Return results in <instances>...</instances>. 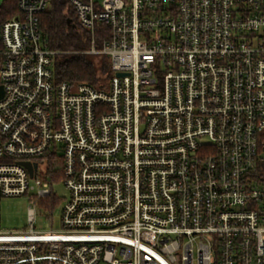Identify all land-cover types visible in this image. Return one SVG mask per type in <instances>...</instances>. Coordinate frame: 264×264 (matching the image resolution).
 Returning a JSON list of instances; mask_svg holds the SVG:
<instances>
[{
	"label": "built area",
	"instance_id": "built-area-1",
	"mask_svg": "<svg viewBox=\"0 0 264 264\" xmlns=\"http://www.w3.org/2000/svg\"><path fill=\"white\" fill-rule=\"evenodd\" d=\"M66 1L111 75L56 81L51 0L1 24L0 209L31 205L25 230L0 213V264H264V0ZM59 182L60 228L37 231Z\"/></svg>",
	"mask_w": 264,
	"mask_h": 264
},
{
	"label": "trees",
	"instance_id": "trees-1",
	"mask_svg": "<svg viewBox=\"0 0 264 264\" xmlns=\"http://www.w3.org/2000/svg\"><path fill=\"white\" fill-rule=\"evenodd\" d=\"M51 8L39 15V26L46 39L47 46L64 52L56 60L55 78L58 83L71 84L86 82L94 87L102 88L110 77V63L106 56H93L79 53L89 46V37L78 25L72 6L66 0H51ZM18 12L17 0H3L0 4V27L7 19ZM72 23L69 24L68 21ZM98 46L102 36L98 38ZM54 182L61 177L60 160H55L49 166ZM59 197L52 193L41 200L39 206L45 208L50 218L60 204Z\"/></svg>",
	"mask_w": 264,
	"mask_h": 264
},
{
	"label": "rangeland",
	"instance_id": "rangeland-1",
	"mask_svg": "<svg viewBox=\"0 0 264 264\" xmlns=\"http://www.w3.org/2000/svg\"><path fill=\"white\" fill-rule=\"evenodd\" d=\"M3 0H0V4ZM42 170V167L40 168ZM39 178L32 180V183L39 186ZM53 192L59 197L60 204L53 212L50 218L44 207H36L35 230L49 231L60 228L61 207L68 197V190L63 182L53 185ZM31 205L29 198L25 196L6 197L1 201V229L5 231L25 230L28 229V209Z\"/></svg>",
	"mask_w": 264,
	"mask_h": 264
},
{
	"label": "water",
	"instance_id": "water-1",
	"mask_svg": "<svg viewBox=\"0 0 264 264\" xmlns=\"http://www.w3.org/2000/svg\"><path fill=\"white\" fill-rule=\"evenodd\" d=\"M68 23L69 24H71L72 23V21L71 20H69L68 21ZM118 75H122V73H118ZM2 87H0V97H2ZM23 164L28 168V170H29V172H30V174L31 175H34V171L36 170V168H37V164H32L31 162H29V161H26V162H23Z\"/></svg>",
	"mask_w": 264,
	"mask_h": 264
}]
</instances>
